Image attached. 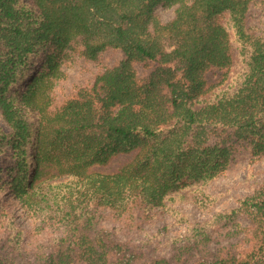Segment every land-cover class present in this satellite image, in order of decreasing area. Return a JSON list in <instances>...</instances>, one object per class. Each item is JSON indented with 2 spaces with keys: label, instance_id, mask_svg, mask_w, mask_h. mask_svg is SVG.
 Segmentation results:
<instances>
[{
  "label": "trees",
  "instance_id": "trees-1",
  "mask_svg": "<svg viewBox=\"0 0 264 264\" xmlns=\"http://www.w3.org/2000/svg\"><path fill=\"white\" fill-rule=\"evenodd\" d=\"M253 3L0 0V113L9 128L0 127V155L8 146L13 152L0 169L1 179L8 175L2 187L29 209L46 204L62 229L31 259L20 233L6 238L0 264H264V180L232 208L190 225L169 255L150 259L100 228L93 210L162 208L172 194L224 174L240 146L264 160V35L248 25ZM160 6L175 8L173 20H159ZM75 43L89 61L109 49L123 59L51 110L52 91L66 76L61 60ZM235 47L243 63L238 84L200 101L213 87L206 73L227 75ZM150 63L140 80L135 64ZM132 152L114 173L91 171Z\"/></svg>",
  "mask_w": 264,
  "mask_h": 264
},
{
  "label": "rangeland",
  "instance_id": "rangeland-1",
  "mask_svg": "<svg viewBox=\"0 0 264 264\" xmlns=\"http://www.w3.org/2000/svg\"><path fill=\"white\" fill-rule=\"evenodd\" d=\"M156 15L165 24L175 17V8L158 7ZM250 29L264 35V6L261 0H254L249 16ZM83 46L79 43L67 50L61 60V68L65 72L64 79L57 82L52 91L51 110L59 108L66 100L74 96L80 89H90L96 76L106 68L118 65L123 59L119 49H109L102 53L98 60L89 61L82 55ZM237 54L234 66L224 76V71L209 70L206 75L211 89L200 99L213 102L231 93L238 84L243 73V63L239 57L240 49L234 48ZM43 59L42 55L36 60ZM140 80H146L154 69L153 63L135 64ZM27 118L31 122L37 119L36 113L28 110ZM0 127L9 132L7 124L0 113ZM136 155H120L106 166H94L93 172L111 174L131 161ZM13 162V152L8 146L0 155V169ZM0 172V243L8 238L14 239L18 233L22 254L31 259L43 250L49 249L53 241L60 236L61 227L51 218L46 204L42 208L29 209L22 206L13 196L9 185H4L8 175ZM264 180V160H251L247 146L235 149L234 159L224 174L206 184H192L167 199L165 206L146 212L142 206L136 205L130 211L118 215L114 210L105 207L94 208L100 228L114 230L121 242L129 243L143 250L146 259L153 256H167L171 252L172 240L187 232L190 225L210 219L213 214L232 208L236 200L249 195L253 188ZM2 187V188H1Z\"/></svg>",
  "mask_w": 264,
  "mask_h": 264
}]
</instances>
